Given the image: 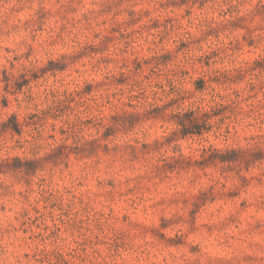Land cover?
Returning <instances> with one entry per match:
<instances>
[{
	"label": "rangeland",
	"instance_id": "rangeland-1",
	"mask_svg": "<svg viewBox=\"0 0 264 264\" xmlns=\"http://www.w3.org/2000/svg\"><path fill=\"white\" fill-rule=\"evenodd\" d=\"M258 2L0 0V264H264V157L204 160L211 151L264 150ZM155 52H171L159 80L176 71L174 89L165 85L172 93L147 85L157 79H144L149 64L134 76L146 83V99L127 100L131 80L86 88L106 74L121 80L123 58ZM50 61L64 67L40 70ZM233 69L246 70L221 74ZM82 89L45 120L31 118L64 91ZM178 91L183 99L164 118L143 114L109 135L101 125ZM226 96L237 103L214 117L219 125L175 132L171 112L209 109ZM13 115L21 133L1 127ZM77 118L84 122L74 136L88 141L85 149L46 156L62 141L79 146L60 131ZM16 157L40 160L16 168Z\"/></svg>",
	"mask_w": 264,
	"mask_h": 264
},
{
	"label": "trees",
	"instance_id": "trees-1",
	"mask_svg": "<svg viewBox=\"0 0 264 264\" xmlns=\"http://www.w3.org/2000/svg\"><path fill=\"white\" fill-rule=\"evenodd\" d=\"M258 8H264V3L258 2ZM121 23H117V26H120ZM94 44H87L83 48H93ZM211 54H216V52L212 51ZM171 52L166 53H156L148 58H140L138 56H133L132 58H123L124 66L127 67V72H121L120 77L121 80H118L115 75L113 74H106L104 75V80L100 81L98 83L92 84L88 83L86 84V88H88V91L94 86L99 85H111L115 81H126L129 83V87L127 89L126 98L127 100L131 101L133 98H138L140 96H144V99L149 97L148 95H145L146 92V83H143L144 81L142 79L134 78V76L139 74V71L142 69L143 64H149L150 68L147 74H144V79L150 81L155 76L157 77L156 82L152 85L151 83L147 84L149 86L160 88V90L163 93H166L167 95L172 93V91H169L170 89H174V86H172L173 80L172 76L176 74V71L173 69L169 71H164V79L165 82H162V80H159V77L161 76V73L163 72V69L160 68V65L165 64L167 59L170 57ZM203 58H206L207 60L210 59V55L201 56L198 58V60H202ZM100 60H106L105 58H101ZM64 64H61L60 62L50 61L49 65L46 67L40 68L42 71H55L62 69ZM246 69H233L224 71L221 74L224 78H229L231 75L235 74V76L242 74ZM26 72V71H25ZM26 73L20 74V76H24ZM6 80H9L10 78L5 76ZM203 83V80H201ZM165 85H171L172 87L169 88V90H166ZM87 90H74V91H64L63 97L58 98L53 105L49 106L47 109L41 110L39 113H34L31 116V118L35 117L38 120H45L47 116H49L54 111H59L61 108H65L69 102L75 99L76 96H81L84 92ZM167 91V92H166ZM123 92V91H122ZM158 93L157 90L151 89L152 95H156ZM176 97H169L167 100L163 101L162 104H154L153 102L145 101L144 103H141V106L145 109V112H138V111H115L113 114H110L108 123L101 122V125L104 127L105 132L107 135L113 133L115 130L118 129L119 126H127L126 124H130L132 126L134 124V120L137 119L139 116L143 114H151L154 115V117H162L164 118L166 114V110L168 107L173 105L176 102H179L181 99H183V96L181 95L180 91L177 92ZM235 97L238 96V93L234 92ZM108 97V95H106ZM227 103L222 102H215L213 105L209 106V109H202L200 107H196L195 109H187V110H180L176 112L170 113V119L174 121V123L177 125V130L175 132H179L182 136H186L188 134H201L204 129H207L208 127H211L212 124L210 122L212 121L213 124L219 125V122L222 120L220 118H215L218 116L222 111H224L227 108L232 107L235 108L236 101L231 96H226ZM110 101L108 100V103ZM125 104V102H122ZM129 104V102H126ZM150 107V108H149ZM149 108V109H148ZM222 117V116H221ZM84 121L80 118H77L75 121H65L62 126H60V131L62 134H70L73 135L75 138V144H79V146H72L66 141H62L60 144H58L56 147L52 148L50 153H48L46 156H52L57 157L60 155L67 156L69 151H71L72 148H76L77 150L83 151L85 149L84 147L87 144V140L83 139L80 140V138H76L74 136L75 128L79 126V124L83 123ZM1 127L4 130H13L16 133L22 132V124L18 121L16 115H13L8 119V121L1 123ZM174 132V133H175ZM50 137H53V134H50ZM253 138V137H252ZM67 139V137H66ZM207 151H204L206 153ZM264 150L260 146H256L253 149H234L227 153H220L218 151L214 152L211 151L207 157L204 158V160H208L211 158H214L215 156H218L221 160V162H245V164H249L251 162L261 160L264 157ZM16 161V165L14 167L20 168L22 166L30 167L33 163H36L38 160H22L19 157L14 158Z\"/></svg>",
	"mask_w": 264,
	"mask_h": 264
},
{
	"label": "clouds",
	"instance_id": "clouds-1",
	"mask_svg": "<svg viewBox=\"0 0 264 264\" xmlns=\"http://www.w3.org/2000/svg\"><path fill=\"white\" fill-rule=\"evenodd\" d=\"M36 155L37 156H43V153L42 152H40L39 150L36 152Z\"/></svg>",
	"mask_w": 264,
	"mask_h": 264
}]
</instances>
